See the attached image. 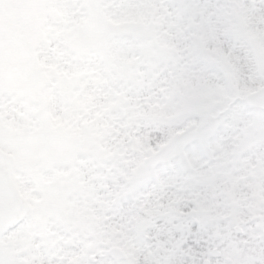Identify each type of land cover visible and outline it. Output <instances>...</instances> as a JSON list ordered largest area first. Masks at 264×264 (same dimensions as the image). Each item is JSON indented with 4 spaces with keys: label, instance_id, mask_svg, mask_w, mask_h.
Here are the masks:
<instances>
[{
    "label": "snow or ice",
    "instance_id": "snow-or-ice-1",
    "mask_svg": "<svg viewBox=\"0 0 264 264\" xmlns=\"http://www.w3.org/2000/svg\"><path fill=\"white\" fill-rule=\"evenodd\" d=\"M0 264H264V0H0Z\"/></svg>",
    "mask_w": 264,
    "mask_h": 264
}]
</instances>
